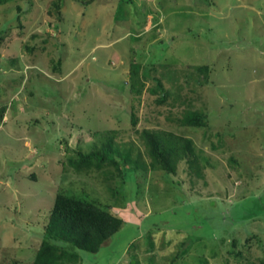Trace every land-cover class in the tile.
Instances as JSON below:
<instances>
[{
  "label": "rangeland",
  "instance_id": "rangeland-1",
  "mask_svg": "<svg viewBox=\"0 0 264 264\" xmlns=\"http://www.w3.org/2000/svg\"><path fill=\"white\" fill-rule=\"evenodd\" d=\"M143 128L206 159L151 169ZM109 137L146 166H69ZM60 189L123 220L74 264H264V0L0 4V264H31Z\"/></svg>",
  "mask_w": 264,
  "mask_h": 264
},
{
  "label": "trees",
  "instance_id": "trees-1",
  "mask_svg": "<svg viewBox=\"0 0 264 264\" xmlns=\"http://www.w3.org/2000/svg\"><path fill=\"white\" fill-rule=\"evenodd\" d=\"M8 1L10 0H0V4ZM74 1L88 5L94 0ZM56 7L59 6L56 5ZM197 69L206 72L208 66L201 65ZM135 71L134 69L130 72V77H134ZM162 99L159 101H163ZM205 119L206 115L201 110L189 109L185 112L181 122L190 127H201L206 124ZM131 123L135 128L137 119L134 113L131 114ZM135 132L139 134L143 142L150 159L151 169L175 173L176 166L181 160L186 159L190 165L195 167L199 160L206 159L196 152L194 143L187 136L163 129L143 128L135 129ZM95 146L96 144L92 145L89 152L76 151L75 155L68 156L69 166L75 172L80 173L110 163L124 177V172L128 173L140 166H146L139 155L132 153L130 147L127 148L125 143L115 142L111 137L102 141L98 149ZM115 155L118 158H115ZM123 162L127 165L125 168H122ZM263 212L261 208H258L249 214L242 215V219L249 218V216L254 217ZM122 224L123 220L110 211L109 205L89 197L86 191L74 192L60 189L55 193L42 239L31 264H74L79 261L77 250L97 252L103 243L120 229ZM188 246V241L181 243L183 252L188 250ZM178 257L179 254L174 259Z\"/></svg>",
  "mask_w": 264,
  "mask_h": 264
}]
</instances>
